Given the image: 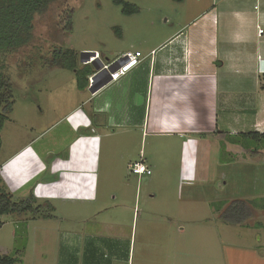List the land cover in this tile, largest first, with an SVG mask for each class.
Masks as SVG:
<instances>
[{"label": "rangeland", "instance_id": "1", "mask_svg": "<svg viewBox=\"0 0 264 264\" xmlns=\"http://www.w3.org/2000/svg\"><path fill=\"white\" fill-rule=\"evenodd\" d=\"M124 1L136 4L139 11L127 15L114 0H56L48 12L36 16L34 42L5 57L14 106L1 132L0 163L31 140H35L33 148L42 152L52 136L66 134L67 127L58 121L89 96L78 88L73 70L54 62L55 50H74L80 66H84V51H99L105 62L130 50L146 54L188 16L212 3ZM70 12L72 30L66 19ZM108 88L109 84L100 90L99 98H106L108 92L119 95ZM259 90L264 105V83ZM91 105L80 107L86 111ZM210 113L202 108L195 121L210 124ZM130 128L106 127L98 132L95 200L54 199L49 201L52 208L44 206L36 216L31 211L2 215L0 254L15 256L16 264H62L69 259L66 251L76 259L82 257L85 236L110 231L111 236L127 239L130 264H264V147L260 152H253L256 142L252 148L234 147L231 139H242L238 134L225 136L224 142L206 130L194 138H179L143 136ZM243 129L256 131L248 125ZM215 139L220 146L213 152L208 141ZM189 140L197 141L196 151L187 146ZM56 143L59 147L64 140ZM141 150L154 166L153 175L129 173L128 163L138 161ZM49 175L40 178L53 180ZM30 196L13 193L16 201ZM201 196L210 199L212 210L199 200ZM238 199L253 201L252 216L245 225L221 219L227 206ZM44 202L38 199L36 205Z\"/></svg>", "mask_w": 264, "mask_h": 264}, {"label": "crops", "instance_id": "2", "mask_svg": "<svg viewBox=\"0 0 264 264\" xmlns=\"http://www.w3.org/2000/svg\"><path fill=\"white\" fill-rule=\"evenodd\" d=\"M211 2L143 53L140 64L108 83V89L117 90L119 95L108 92L102 99L100 91H90L91 86L82 90L89 96L80 106L92 104L88 110L78 106L62 117L58 123L67 127L66 134L52 136L42 152L33 148L35 140H31L0 163L1 184L12 195L24 192L37 200H95L98 132L106 127L129 126L143 136L179 138H194L206 130L224 142L225 136L245 132V125L264 132L259 128L264 127L263 93L259 90L264 83V32L259 33V28L264 29V0ZM245 104L252 107L244 109ZM205 107L211 112L207 125L195 121ZM59 138L64 144L58 147ZM208 145L216 152L220 143L215 139ZM187 146L191 151L199 147L196 140H189ZM232 146L244 147L239 143ZM226 148L230 152L227 144ZM144 158L154 171L145 153ZM49 173L53 180L42 181L40 177ZM199 200L210 204L212 210L209 198L201 196ZM111 235L107 231L105 235L85 236L82 257L76 259L66 251L69 259H63L62 264H130L127 239Z\"/></svg>", "mask_w": 264, "mask_h": 264}, {"label": "trees", "instance_id": "3", "mask_svg": "<svg viewBox=\"0 0 264 264\" xmlns=\"http://www.w3.org/2000/svg\"><path fill=\"white\" fill-rule=\"evenodd\" d=\"M56 0H0V153L3 145L2 130L5 121L14 106V89L7 74L4 72L5 57L13 51L32 44L35 40L34 20L37 15L48 12L51 4ZM117 4L123 5V12L127 15L139 11L136 4L124 0H114ZM183 1V0H175ZM67 25L72 30V12L67 15ZM53 60L63 68L73 70L76 74L77 85L80 90L90 86L89 77L93 75L94 67L91 64L80 66L78 55L74 50L57 49L52 53ZM238 135L240 140L231 139L233 143H239L245 148H252L253 152L264 147V132L250 131L241 132ZM263 144V145H262ZM37 198L31 194L27 199L16 201L13 195L1 184L0 178V228L3 226L1 216L8 213H22L31 211L35 216L39 215L42 207L52 208L49 201L43 204L37 203ZM250 202L236 200L230 203L222 213L221 219L230 224H244L251 218L252 208ZM220 206L218 207V209ZM18 259L11 254H0V264H16Z\"/></svg>", "mask_w": 264, "mask_h": 264}, {"label": "built area", "instance_id": "4", "mask_svg": "<svg viewBox=\"0 0 264 264\" xmlns=\"http://www.w3.org/2000/svg\"><path fill=\"white\" fill-rule=\"evenodd\" d=\"M264 29L259 28V33L262 34ZM155 50L151 52V55L154 56ZM144 58L142 51H127L124 52L122 55L117 56L114 60L105 62L101 58V54L99 51H95L94 55H92L86 63L83 64H93V62H97L101 64V68L96 70L95 73L92 75V84H93V77L95 75H99L100 78H106L107 75L111 76V82L118 81L123 75L127 74L134 66H137L141 63L142 59ZM118 66V67H117ZM114 67H117L115 71H112ZM90 86L91 83H90ZM129 173L138 175L140 177L144 175H152L153 170L149 167L144 158V153L141 152V157L138 161L132 162L129 164Z\"/></svg>", "mask_w": 264, "mask_h": 264}, {"label": "water", "instance_id": "5", "mask_svg": "<svg viewBox=\"0 0 264 264\" xmlns=\"http://www.w3.org/2000/svg\"><path fill=\"white\" fill-rule=\"evenodd\" d=\"M95 51H84L81 54V60L83 63H86L87 61H89L90 57L92 55H94ZM96 70L101 68V64L97 63L96 61L93 62L92 64ZM118 67V66H117ZM117 67H114L112 69V71H115L117 69ZM111 81V76L107 75L106 78H100L99 75H95L93 77V84L90 87V91L92 93H97L98 91H100L102 88H104L109 82Z\"/></svg>", "mask_w": 264, "mask_h": 264}]
</instances>
